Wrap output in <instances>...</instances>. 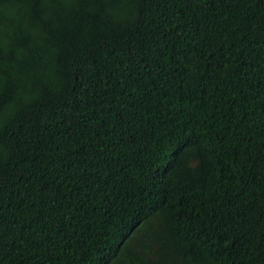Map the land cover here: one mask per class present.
<instances>
[{
    "label": "trees",
    "instance_id": "obj_1",
    "mask_svg": "<svg viewBox=\"0 0 264 264\" xmlns=\"http://www.w3.org/2000/svg\"><path fill=\"white\" fill-rule=\"evenodd\" d=\"M0 264H264V0H0Z\"/></svg>",
    "mask_w": 264,
    "mask_h": 264
}]
</instances>
